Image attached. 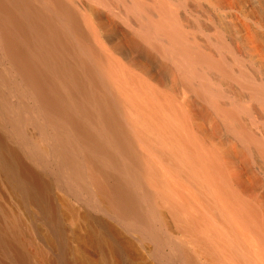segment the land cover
Wrapping results in <instances>:
<instances>
[{"label":"bare ground","instance_id":"1","mask_svg":"<svg viewBox=\"0 0 264 264\" xmlns=\"http://www.w3.org/2000/svg\"><path fill=\"white\" fill-rule=\"evenodd\" d=\"M0 264H264V0H0Z\"/></svg>","mask_w":264,"mask_h":264}]
</instances>
